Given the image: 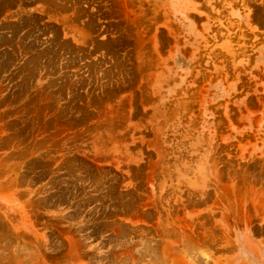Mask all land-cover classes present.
I'll list each match as a JSON object with an SVG mask.
<instances>
[{
	"label": "rangeland",
	"instance_id": "1",
	"mask_svg": "<svg viewBox=\"0 0 264 264\" xmlns=\"http://www.w3.org/2000/svg\"><path fill=\"white\" fill-rule=\"evenodd\" d=\"M0 264H264V0H0Z\"/></svg>",
	"mask_w": 264,
	"mask_h": 264
}]
</instances>
